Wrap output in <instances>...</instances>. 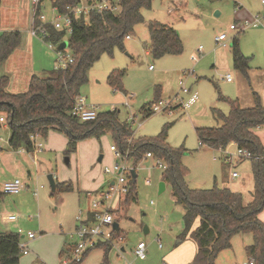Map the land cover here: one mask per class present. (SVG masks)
Instances as JSON below:
<instances>
[{
	"label": "rangeland",
	"instance_id": "374dc122",
	"mask_svg": "<svg viewBox=\"0 0 264 264\" xmlns=\"http://www.w3.org/2000/svg\"><path fill=\"white\" fill-rule=\"evenodd\" d=\"M12 1L27 5L26 0L4 1L2 4L7 11L1 13L2 22L12 13ZM47 1L44 0L47 8L41 13L45 21L50 22L55 14ZM141 14L143 21L124 40V50L115 48L111 55L102 54L88 69L87 81L80 87L79 95L100 113L118 110L120 120L130 124L134 140L156 136L164 124L170 123L165 140L171 147L184 149L181 163L187 169L185 181L190 189L227 187L241 194L245 202L251 201L255 186L253 162L235 159L225 163L221 150L199 146L194 128L217 126L214 109L228 112L227 102L218 101V94L237 98L243 107H251L252 92H255L264 104V26L240 29L244 19L264 15L260 0H151L150 7L142 9ZM149 22L172 27L182 42V52L153 57L146 27ZM231 24L237 29L230 30ZM14 27L20 32V44L17 53L6 63V74L10 89L22 92L27 86L24 77L32 63V73L47 76L57 67L58 60L55 50L47 49L45 42L32 37L29 25ZM221 33L227 36L225 45L214 41ZM68 36L65 33L58 42L50 43L70 54ZM30 38L34 40L33 48ZM233 39H237L240 52L247 58L246 75L233 68ZM114 69L124 72L121 90L112 89L108 83L107 77ZM227 73L233 76L231 82L224 78ZM157 86L161 99L172 104L188 99L189 94H183V88L196 93L197 100L188 108L178 106L170 112H154L144 118L142 107L155 101ZM254 132L264 146V124ZM9 134V127L1 123L0 233L14 232L22 236L21 243L27 253H21L17 264H60L74 241L70 233L78 211H85L90 195L96 196L100 190L108 189L117 178L113 171L105 173L104 168L112 170L116 163L129 167L131 161L115 157L110 150L113 140L108 132L78 141L67 156L68 139L60 131L49 130L44 137H39L36 140L42 143L39 152L11 149ZM235 148L230 146L227 151L233 152ZM153 166L152 159H144L136 165L135 200L121 197L117 204L115 220L121 240L115 238L109 246L107 264H185L193 255L192 241L178 243L184 228V206L176 202L170 186L165 185L164 190L158 192L161 171ZM232 171L237 174L234 178L229 174ZM49 174L53 175L56 185L70 184L72 189L52 192L47 179ZM13 179H18L23 189L18 194L1 193L3 183ZM40 185L43 188L39 189ZM9 215L16 219L8 221ZM28 232L35 237L26 238ZM140 241L146 246L143 260L134 255ZM251 244V233L235 234L229 248L218 253L214 264H249L246 248ZM103 254L104 245L90 249L85 254L84 264H100Z\"/></svg>",
	"mask_w": 264,
	"mask_h": 264
},
{
	"label": "trees",
	"instance_id": "16d2710c",
	"mask_svg": "<svg viewBox=\"0 0 264 264\" xmlns=\"http://www.w3.org/2000/svg\"><path fill=\"white\" fill-rule=\"evenodd\" d=\"M51 1L61 11L65 6L74 5L79 0ZM150 5L151 0H118L119 9L115 12L93 11L87 18L73 17L67 40L72 61L64 68L53 69L47 76L31 75L24 92H8V78L0 76V117H3V122L10 130L8 145L13 150L23 148L30 152L32 134L44 137L49 130H56L64 133L68 139L65 150L67 156L78 141L108 132L113 145L122 153L128 151L131 166L136 167L147 152L165 164L159 179L170 186L172 196L185 210L182 216L184 228L178 243L190 240L195 246L192 257L185 264H214L218 253L229 248L230 240L235 234L247 232L253 236V244L246 248L250 260H253V264H264V223L258 217L264 208L262 160H250L253 162L255 186L251 201L245 202L241 194L234 193L227 187L214 185L210 189H190L187 186V169L181 163L184 149L171 147L165 140L170 123L164 124L156 136L134 140L130 124L120 120L118 110L99 112L90 121H79L70 115L74 99L79 95L80 87L87 81L88 69L102 54L111 55L115 48L124 50V40L143 21L141 10L149 8ZM34 21L35 24L40 22L38 18ZM146 27L153 57L178 55L182 52V42L172 27L158 22H149ZM46 30L49 40L54 43L66 33L64 30H55L50 25L46 26ZM19 44L18 30L0 33V65ZM231 55L234 70L246 75L247 58L240 52L237 39L232 40ZM123 75V70L114 69L109 73L107 80L112 89H122ZM154 99V102L161 99L159 86L155 87ZM252 99L251 107H243L238 99H229L218 94V100L226 101L229 110L224 114L214 109L219 122L216 127L194 128L199 146L219 150L234 143L253 154L264 155V147L254 132V129L264 124V104L255 92H252ZM152 103L142 107L144 118L152 114L149 110ZM3 122H0V126ZM134 181L135 179L130 185L129 193L124 196L126 200H135ZM57 189L71 190L72 186L55 184L52 192ZM21 238L22 236L14 232L0 233V264L18 263L21 256ZM99 245H104L100 264H107L106 256L110 244L101 242Z\"/></svg>",
	"mask_w": 264,
	"mask_h": 264
},
{
	"label": "built area",
	"instance_id": "2783aa9c",
	"mask_svg": "<svg viewBox=\"0 0 264 264\" xmlns=\"http://www.w3.org/2000/svg\"><path fill=\"white\" fill-rule=\"evenodd\" d=\"M44 0H30L31 15H32V25L30 27V34L32 37H36L46 43V47L49 50H55L57 54L58 65L56 68H64L66 65L72 61L71 54H66L65 50L62 48H55L50 43L49 34L46 30V26L50 25L55 30H64L66 33L71 32L72 18H79L81 16L87 17L91 12L108 10L115 12L119 9L118 2L114 0H89L87 2L78 1L74 5H67L63 10H58V8L52 4L51 11L55 14L53 20L50 22L45 21V16L39 11V6ZM262 5V11L264 12V0H260ZM37 13V16H36ZM35 18L40 21L35 24ZM264 26V15L260 16L258 14L252 16L249 19H244L242 22L241 30H245L249 27ZM230 30H236V25L231 24L229 26ZM226 34L221 33L214 38L216 43L225 45ZM129 36L126 37L128 39ZM65 53V54H64ZM193 59V57H192ZM151 68V66L149 67ZM227 82L233 80L231 73H227L224 76ZM183 94H189L188 99L184 103L172 104L169 100H158L153 102L149 106V110L154 112L159 111H171L178 106H182L184 109L188 108L197 100V94L191 93L189 89H182ZM99 112L97 107L94 105H89L85 103V100L80 96H76L73 102V106L70 110V115L79 121H90L94 120ZM3 117H0V122H3ZM39 138L37 134H32L30 140L32 142V152L33 150L41 151L42 143L36 142ZM200 145V142H199ZM20 150L25 151L23 148ZM110 150L117 158H121L123 161H128V151L122 153L115 145L110 146ZM223 152V159L227 163H231L235 159H248V160H262L264 162V155L253 154L250 150L242 147H237L233 152L227 151V149H219ZM26 152V151H25ZM144 159H152L155 168L163 171L165 169V164L159 160L153 158V155L149 152L145 153ZM131 170L135 173L136 178V167L129 166H119L117 163L113 166L112 170L105 167V173H115L117 178L109 184L108 189L96 193V196L90 195L89 204L85 211L79 210L77 216L75 217V226L70 237L74 239L72 244L69 246V253L61 261L60 264H84L85 254L92 248H95L101 242H106L112 245V241L117 238L121 240L120 233L113 228V223L116 222L115 216L118 210V202L121 197H124L130 191V185L133 181L131 176ZM236 172H231V177H236ZM149 183V180L147 181ZM43 188L42 185L39 189ZM23 189V184L18 179H13L3 183L1 187V193L3 194H18ZM38 189L33 191V194H37ZM89 195V194H88ZM16 217L14 215H9L7 217L8 221H14ZM118 232V233H117ZM28 239H33L35 235L31 232L26 234ZM159 247H161L159 245ZM19 248L22 254H26L25 245L21 242L19 243ZM134 255L138 259H145L146 257V246L144 242H138L136 248L134 249ZM166 264V263H162ZM249 264H253V260L249 261Z\"/></svg>",
	"mask_w": 264,
	"mask_h": 264
},
{
	"label": "crops",
	"instance_id": "0c3cea01",
	"mask_svg": "<svg viewBox=\"0 0 264 264\" xmlns=\"http://www.w3.org/2000/svg\"><path fill=\"white\" fill-rule=\"evenodd\" d=\"M4 1H7V0H4ZM3 0H0V33L3 32V31H10V30H17L15 29V25H18V24H21V25H29L31 27L32 25V15H31V6H30V0H26L27 1V5L26 7L24 6V4H19L17 1H12V6H11V9L10 11L12 12L10 17L9 18H6V19H3L4 22H2V16H1V13L4 11L6 12L7 9H6V6L2 3H4ZM82 2H87L89 0H80ZM48 5H50V8L52 6V1L51 0H48ZM45 9L47 8V6L45 5L44 6V1L41 3V5L39 6V11L41 12L42 9ZM51 10V9H50ZM8 21V22H5ZM233 31V30H232ZM30 47L33 48V45H34V40L33 38H30ZM18 48V47H17ZM17 48L10 54V56L7 58V60H5L1 65H0V76H5L7 77V74H6V63L11 59L12 56L15 55V53H17ZM48 49V48H47ZM33 67V63L32 65L30 66V68H28V73L26 74V76L24 77V79L26 80V84L28 85V81H29V78L31 75L35 74V73H32L31 72V69ZM150 67V66H149ZM56 68V67H55ZM150 69V68H149ZM35 75H38V74H35ZM38 76H41V75H38ZM8 78V77H7ZM10 84V82H8ZM9 84L7 85V91L10 92V93H19V92H14L10 89L9 87ZM27 88V86H26ZM26 90V89H25ZM24 90V91H25ZM22 91V92H24ZM237 99V98H236ZM219 101V100H218ZM220 101H224V100H220ZM228 104V103H227ZM229 107V105H228ZM221 112V111H220ZM223 113V112H221ZM226 114V113H224ZM216 127V126H215ZM257 135V134H256ZM134 138V137H133ZM230 146H236L234 143H230L225 149H228ZM263 146V145H262ZM264 147V146H263ZM224 160V159H223ZM225 162V161H224ZM227 163V162H225ZM233 172V171H232ZM230 176H231V173H229ZM160 181V179H159ZM165 184V183H164ZM158 185V184H157ZM166 185V184H165ZM165 188V187H164ZM102 191V190H100ZM97 192V193H100ZM90 194V192H88ZM87 193V194H88ZM259 219L264 223V208L263 210L259 213L258 215ZM75 226V225H74ZM27 238V237H26ZM141 242V241H140ZM193 245V244H192Z\"/></svg>",
	"mask_w": 264,
	"mask_h": 264
},
{
	"label": "water",
	"instance_id": "95a60500",
	"mask_svg": "<svg viewBox=\"0 0 264 264\" xmlns=\"http://www.w3.org/2000/svg\"><path fill=\"white\" fill-rule=\"evenodd\" d=\"M100 158H99V160H100ZM65 162L68 163V158L67 157L65 158ZM131 176H132V178H135V173L133 172V170H131ZM47 179H48V183H49V187H50L51 191H54L55 190V181H54L53 175L49 174L47 176ZM157 187H158V192H162L164 190V187H165L164 182L163 181H159ZM113 228L116 231L119 229L117 222L113 223ZM144 232H147L146 228L144 229Z\"/></svg>",
	"mask_w": 264,
	"mask_h": 264
}]
</instances>
